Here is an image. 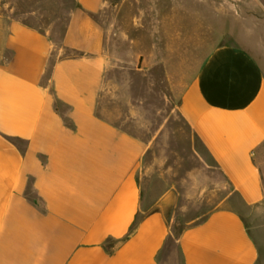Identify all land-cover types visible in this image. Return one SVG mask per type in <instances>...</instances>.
<instances>
[{
	"label": "crops",
	"instance_id": "1",
	"mask_svg": "<svg viewBox=\"0 0 264 264\" xmlns=\"http://www.w3.org/2000/svg\"><path fill=\"white\" fill-rule=\"evenodd\" d=\"M71 1L57 40L0 0V264H159L170 224L139 178L149 142L102 101L107 0ZM228 13L171 0L172 37L145 55L182 76L179 113L233 190L181 229L182 264H264V37H235ZM57 48L73 55L52 63Z\"/></svg>",
	"mask_w": 264,
	"mask_h": 264
},
{
	"label": "rangeland",
	"instance_id": "2",
	"mask_svg": "<svg viewBox=\"0 0 264 264\" xmlns=\"http://www.w3.org/2000/svg\"><path fill=\"white\" fill-rule=\"evenodd\" d=\"M24 20L40 30H51L60 40L72 8L71 0H15ZM229 22L238 23L235 37L253 30L264 37V0H228ZM105 35L110 69L102 92L106 113L117 125L146 138L149 149L139 178L153 200L161 202L170 224V237L159 264H182L177 246L181 229L204 220L211 211L227 207L233 190L219 173L182 119L178 106L180 75L167 74L150 53L172 37L171 0H107L95 16ZM223 39L219 33L215 42ZM226 44L244 47L228 36ZM60 46V45H59ZM57 48L51 62L72 56ZM198 70L191 66L186 77Z\"/></svg>",
	"mask_w": 264,
	"mask_h": 264
}]
</instances>
